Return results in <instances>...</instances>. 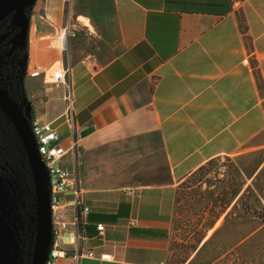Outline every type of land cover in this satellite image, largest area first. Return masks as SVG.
<instances>
[{"label":"crops","instance_id":"obj_1","mask_svg":"<svg viewBox=\"0 0 264 264\" xmlns=\"http://www.w3.org/2000/svg\"><path fill=\"white\" fill-rule=\"evenodd\" d=\"M22 81L28 113L68 149L62 165L79 142L90 213L60 263L174 264L183 180L264 131V0H37Z\"/></svg>","mask_w":264,"mask_h":264},{"label":"rangeland","instance_id":"obj_2","mask_svg":"<svg viewBox=\"0 0 264 264\" xmlns=\"http://www.w3.org/2000/svg\"><path fill=\"white\" fill-rule=\"evenodd\" d=\"M7 62V59L0 58V78L5 81L13 78L11 74L13 67ZM22 65L21 62L13 66L21 72ZM56 71L60 73L63 70ZM4 126L6 128L7 124L4 123ZM4 134L6 137L3 138L0 147L13 171L6 196L10 212L15 214L23 198L26 200L25 264H29V255L34 249V245L33 249L31 247L33 243L31 238L37 226L30 217V214L35 217L33 213L35 187L25 177L22 168L24 155L20 147L6 129ZM263 170L264 131L243 144L235 153L223 154L209 160L183 180L173 224L172 263L183 264L185 259L198 250L200 253L197 255V264H264V224L261 226L263 229L257 233L260 221L254 215L246 214L245 209L249 202L258 206L260 210L264 206ZM258 176H261L260 185L263 189V195L259 196L262 204L257 203L255 196L250 193ZM20 183L25 188L23 197L18 192ZM235 191L237 195L233 196ZM257 194L259 195L258 192ZM219 214L221 216L216 220ZM213 224L214 226H211ZM13 225L12 220L11 229ZM208 225L211 227L209 230L205 229ZM204 234L205 238L198 244L199 238ZM17 238L11 232L10 264L17 263L15 259L19 245Z\"/></svg>","mask_w":264,"mask_h":264},{"label":"built area","instance_id":"obj_3","mask_svg":"<svg viewBox=\"0 0 264 264\" xmlns=\"http://www.w3.org/2000/svg\"><path fill=\"white\" fill-rule=\"evenodd\" d=\"M44 1V0H43ZM70 14L67 16V22L62 28V43L66 44L67 36L71 27ZM75 35V32H73ZM249 60L246 59L245 62ZM26 71V70H25ZM24 71V72H25ZM23 72V73H24ZM15 77L8 80H2L0 78V85L5 88L20 104V106L26 111L29 116L30 123L33 129V133L36 137L38 149L43 158L46 168L50 176V195H51V209L53 219V239L49 256L46 264H61V258L66 256L64 252L66 245H78L83 239V235L80 231V225L83 224L90 213V207L86 205L83 196V187L80 175V162L78 160L77 149L79 147L78 140H74L70 146L71 165L66 166L61 164V160L67 153L68 149L60 143V135L57 128L52 122H44L39 117L30 115L27 110V100L24 93L22 76ZM46 72L35 70L30 72L31 76H39ZM56 77L59 75L58 71L55 72ZM61 74V72H60ZM73 108V98L68 95V106L65 113V120L69 126L70 133H75V114ZM133 192V191H132ZM66 207L75 208L77 211L76 217L72 221L64 220L59 211ZM33 213L35 217L30 215L31 219L37 224V203H34ZM36 227L32 235L33 243L31 245L33 249L34 241L36 239ZM31 230V229H30ZM29 230V231H30ZM105 225L103 223L98 224V235H104ZM29 264L32 260V252L29 255ZM89 257H93V252H89ZM103 258H108L109 255H103ZM79 259L78 257H74Z\"/></svg>","mask_w":264,"mask_h":264},{"label":"water","instance_id":"obj_4","mask_svg":"<svg viewBox=\"0 0 264 264\" xmlns=\"http://www.w3.org/2000/svg\"><path fill=\"white\" fill-rule=\"evenodd\" d=\"M37 0H0V22L11 12L15 13L13 24L20 27L21 40L28 35L29 16L27 8L34 7ZM0 109L14 126L27 154L36 192L37 234L31 264H46L53 239V219L50 195V176L38 149L29 116L19 102L0 85Z\"/></svg>","mask_w":264,"mask_h":264},{"label":"flooded vegetation","instance_id":"obj_5","mask_svg":"<svg viewBox=\"0 0 264 264\" xmlns=\"http://www.w3.org/2000/svg\"><path fill=\"white\" fill-rule=\"evenodd\" d=\"M32 8L33 7L26 9V13L29 16V24H31ZM14 19L15 13L11 12L0 22V58L7 59V63L12 65L11 67L13 68H11V74L13 75V78L20 77V74L24 72L14 70L15 66L13 65L17 66L18 64L15 59H20L23 54L29 50V31L28 35L21 40L19 37L21 28L13 24ZM1 135L0 131V145L2 144ZM12 174L13 171L10 168L8 158L4 155L0 147V264H10L11 232L16 238L18 237L17 239L19 242L16 253L17 257L15 258L17 261L16 264H25V248L27 242L25 238L26 205L24 203L26 200L23 198L21 205L17 208L16 214L10 212L9 200L6 193L8 192V184ZM20 185L21 187H19L18 192L20 196L23 197L25 196V188L22 183H20ZM34 201L37 203L36 199H34ZM12 220L14 221V225L11 229ZM15 223L17 228H15Z\"/></svg>","mask_w":264,"mask_h":264},{"label":"trees","instance_id":"obj_6","mask_svg":"<svg viewBox=\"0 0 264 264\" xmlns=\"http://www.w3.org/2000/svg\"><path fill=\"white\" fill-rule=\"evenodd\" d=\"M15 61L18 63V65L22 62L23 63L22 66L23 67H20V68L22 69V71H25L26 70V64H27V61H28V50H27V52H25L23 54V56L20 59H15ZM14 70H16V69H14ZM4 123L7 124L6 128L4 126ZM4 129H6L8 131L10 136L14 138V140L17 143V145L20 147L21 152L24 155V166L22 168L24 169L25 177L27 178V180H30L32 184H34L32 172H31V168H30V164H29V161H28V157H27V154H26V152H25V150H24V148L22 146L21 140H20V138H19L14 126L12 125V123L8 120V118L4 115V113L0 109V131H1V134H2L1 135L2 140H3L4 137H6L5 134H4ZM262 172H264V170ZM252 176H253V174H252ZM260 179H261V176H258L257 177V182L254 184V188H251L250 193H252L255 196L257 203L262 204V200L259 197L260 194L263 195V189H262V187L260 185V181H261ZM34 187H35V184H34ZM255 190L259 193V195L257 194V192ZM236 195H237V192L235 191L233 196H236ZM34 199H36L35 192H34ZM263 207L260 210V208L258 206L253 205L251 202H249L247 204L246 208H245L246 209V214L254 215L260 221V224L258 226L259 229L257 228L258 229L257 233H259L263 229V228H261V226L264 224V208ZM220 216H221V214L216 216V220H218L220 218ZM215 222H214V224H215ZM214 224L211 225V226H214ZM210 228H211L210 225H208L205 229L209 230ZM205 236H206V234H204L202 237L199 238L198 244H200L203 241Z\"/></svg>","mask_w":264,"mask_h":264},{"label":"bare ground","instance_id":"obj_7","mask_svg":"<svg viewBox=\"0 0 264 264\" xmlns=\"http://www.w3.org/2000/svg\"><path fill=\"white\" fill-rule=\"evenodd\" d=\"M62 39V38H61ZM59 42H60V45L63 47V43H62V41L61 40H59Z\"/></svg>","mask_w":264,"mask_h":264}]
</instances>
